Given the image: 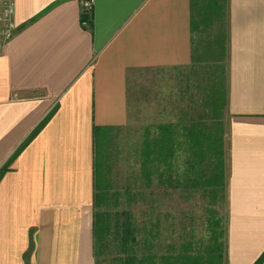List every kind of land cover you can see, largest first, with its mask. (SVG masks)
Here are the masks:
<instances>
[{
    "label": "crops",
    "instance_id": "1",
    "mask_svg": "<svg viewBox=\"0 0 264 264\" xmlns=\"http://www.w3.org/2000/svg\"><path fill=\"white\" fill-rule=\"evenodd\" d=\"M14 2L0 53V264H94L93 125L133 119L166 71L191 65L190 0H94L86 26L81 0ZM225 23L227 264H254L264 252V0H227Z\"/></svg>",
    "mask_w": 264,
    "mask_h": 264
},
{
    "label": "trees",
    "instance_id": "2",
    "mask_svg": "<svg viewBox=\"0 0 264 264\" xmlns=\"http://www.w3.org/2000/svg\"><path fill=\"white\" fill-rule=\"evenodd\" d=\"M190 8L192 65L206 58L212 59L218 70L213 102L215 105L221 102L224 106L227 0H190ZM91 21L92 14H82V25L86 26ZM208 31L211 34L205 37ZM54 111L36 127L26 142L36 135ZM111 129L112 126L93 125L95 209L92 234L95 264H103L101 258L108 254H112L110 264H224L227 223L219 210L213 207L223 200L227 201L226 139L222 125L221 130L217 131L194 120L179 129V133L173 123L159 125L156 135L146 130L140 150L142 179L146 189L153 185V177L157 174L163 191L176 187L202 189L211 205L206 221V238L205 235L204 238L196 237L195 228L189 230L191 224L182 225L180 231H170L178 233L179 243H165V251L162 253L157 252L155 245L161 235L160 222L148 219L150 212H145L144 221L139 222L128 208L118 209L119 195H111L100 179V161L105 151L100 149V143ZM182 144L186 153V167L178 176L174 157L176 151L182 149ZM23 146L12 158L17 156ZM162 165L164 168L160 169ZM128 191L131 189L128 188ZM132 195L130 192L129 196ZM145 201L151 205L153 199ZM115 203L116 207H113ZM254 264H264V252Z\"/></svg>",
    "mask_w": 264,
    "mask_h": 264
},
{
    "label": "rangeland",
    "instance_id": "3",
    "mask_svg": "<svg viewBox=\"0 0 264 264\" xmlns=\"http://www.w3.org/2000/svg\"><path fill=\"white\" fill-rule=\"evenodd\" d=\"M208 33L211 34V31L204 36ZM211 60L206 58L195 65L191 63L166 71L160 82L157 81L156 88H148L147 96L142 99L144 103H140L133 119L112 126L113 129L107 131V137L100 143V149L105 150L100 161V179L111 195H119L118 209L128 208L139 222L144 221L145 212H150L148 219L160 222L161 235L155 241L156 250L160 253L165 251V243H179L178 233L170 231H180L182 225L191 224L189 230L194 227L196 237L204 238L205 235L206 238V221L211 205L202 189L176 187L163 191L157 174L153 177V185L146 189L141 172V146L147 129L156 135L159 125L173 123L179 133V129L194 120L217 131L222 125L226 136L224 107L221 102L216 105L213 102L218 70ZM181 148L174 157L178 176L186 167L184 144ZM163 168L162 165L160 169ZM130 192L132 196H129ZM146 199H153L151 205ZM112 206L116 207V203ZM213 207L219 210L227 223V201L223 200ZM94 209L93 204L92 214ZM92 250L94 253V247ZM111 257L112 254L102 257L103 264H110ZM224 264H227L226 250Z\"/></svg>",
    "mask_w": 264,
    "mask_h": 264
},
{
    "label": "built area",
    "instance_id": "4",
    "mask_svg": "<svg viewBox=\"0 0 264 264\" xmlns=\"http://www.w3.org/2000/svg\"><path fill=\"white\" fill-rule=\"evenodd\" d=\"M94 0H81L82 14H92ZM15 2L14 0H0V53L5 42L14 32Z\"/></svg>",
    "mask_w": 264,
    "mask_h": 264
}]
</instances>
